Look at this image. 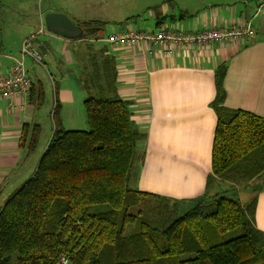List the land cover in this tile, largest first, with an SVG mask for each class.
I'll list each match as a JSON object with an SVG mask.
<instances>
[{"label":"trees","instance_id":"obj_1","mask_svg":"<svg viewBox=\"0 0 264 264\" xmlns=\"http://www.w3.org/2000/svg\"><path fill=\"white\" fill-rule=\"evenodd\" d=\"M93 66L98 83L84 101L89 129L60 128L56 107L55 131L33 175L0 201V264L15 257L17 264H59L62 257L71 264H264L256 199H240L248 187L264 189V118L224 106L225 67L216 71L218 124L206 191L177 200L132 185L144 135L114 91L111 61ZM42 98L38 83L29 102ZM40 129L24 125L20 148L35 151ZM102 205L110 209L91 211ZM238 229L239 237L222 239ZM187 254L195 258L181 259Z\"/></svg>","mask_w":264,"mask_h":264},{"label":"crops","instance_id":"obj_2","mask_svg":"<svg viewBox=\"0 0 264 264\" xmlns=\"http://www.w3.org/2000/svg\"><path fill=\"white\" fill-rule=\"evenodd\" d=\"M103 1L107 2L102 0L96 4V0H85L84 7L47 11L63 13L83 28H104L101 36L78 40H68L52 33L38 35L34 42L44 56V65L29 61V72L35 85L42 84L39 78H43L47 61L57 60L56 54L63 59L66 57L67 63L75 69L79 65L81 71L90 74L95 73L93 62L111 61L110 71L116 79L114 91L129 104L131 119L144 135L138 146L140 161L131 179L132 185L139 191L177 200L198 198L205 193L212 173L213 144L218 124L214 104L218 95L216 71L219 67H225L224 106L264 118V9L258 11L261 0H245L240 4L237 3L239 0H200L201 5L197 8L179 7L183 13L193 11L190 16L182 15L181 18L173 13L170 15L165 4L148 14L150 20H155L153 26H139L140 20L126 18L119 29L107 28L116 22L111 16L118 9L117 5L108 15L110 18H106L107 14L102 13L113 4L101 5ZM207 4L209 7L205 8ZM44 18L41 16L38 26L44 24ZM236 24H250L256 30L255 37L232 45L175 50L172 55L159 53V48L150 54L149 49L152 48H115L106 42L109 34L129 28L157 31L166 25L167 28L178 26L189 32H201ZM20 50L21 47L14 52L2 50L4 65L11 64L8 55H17ZM59 96L61 104L57 101L56 106L58 124L65 128H84L87 123L84 109L87 93L69 84ZM29 98L0 101V191L7 189L16 179L14 169L17 157L22 156L19 141L24 125L38 124L36 109L40 105L35 107ZM24 103L26 106L22 110L20 106ZM49 115L52 114L47 110L45 117L49 119ZM28 155L27 152L23 156ZM34 171L31 169L21 185ZM252 198L256 199L254 224L264 234V189L253 191L248 187L241 190L243 203Z\"/></svg>","mask_w":264,"mask_h":264},{"label":"rangeland","instance_id":"obj_3","mask_svg":"<svg viewBox=\"0 0 264 264\" xmlns=\"http://www.w3.org/2000/svg\"><path fill=\"white\" fill-rule=\"evenodd\" d=\"M100 1L102 0H96V4H98ZM244 1L245 0H239V2L237 3L240 4ZM107 2H109V4H113V7L106 9V11L102 13V15L107 14V16H105L106 18H110V16L108 15H110V13L115 10V5H117L118 8L116 9V12L111 16L113 17V19H116V22H113L114 24H109V27L107 25V28L118 29L124 25L126 21L124 19L126 18L130 20H132L133 18L140 20L138 23L139 26H146L147 24H151L153 26L155 20L151 19V21L148 18V14L150 13V11L152 12L153 10L160 9V7L165 4L170 9V15L171 13H173L177 18H181L182 15H186L188 17L191 15V12H193L189 9L191 12L183 13L180 9L181 6L188 5L191 8H197L201 5L200 0H107ZM107 2L103 1L101 5ZM84 5L85 0H0V46L4 51H18L24 40L28 39V37L30 38V36L33 34H38V31L40 29V26H38V21L40 20L41 16L45 17L48 14L47 11L66 9L70 7L78 8V6L84 7ZM207 7H209V4L205 6V8ZM103 8L105 9L107 7H102V9ZM96 12L98 13V10H96ZM144 17H147L148 19L142 21L141 18ZM167 25L169 26L170 24ZM175 27L177 28L178 26ZM106 32L107 29L104 31V33ZM46 33L51 34L48 31ZM93 35H95V33L89 34V36ZM56 57L57 60H55V62H59L55 63L47 61V67L45 71L42 72L43 78H39L43 86V98L42 103L36 109L38 116L37 125H39L41 128L38 137V145L36 147V150L33 152L29 151L28 145L25 149L20 150L22 152V156L17 157V162L14 169V176H16V179H14V182H12L11 185L7 187V189L0 191V201L3 203L13 192L22 187L21 183L25 181L24 179L26 175L31 171V169H36L39 158L55 131L52 115L55 107L57 106V101H59V103L61 104L59 96L60 93L64 90L65 87L69 86V84H72L79 91L85 92L88 95L90 93V90H95V87L98 83L97 81H91V74L89 72H85L84 70L81 71L79 65L78 69H75L73 66H70V63H67L66 57L63 59V57L59 54H56ZM93 84L94 86H92ZM34 105L36 107L38 104ZM47 110H49V113L52 114L49 115V119L45 117ZM19 126L22 125L19 124ZM34 126L36 125H32L33 129ZM59 127L66 131L78 129H84V131H87L89 129L87 123L84 128H65L61 127L60 125ZM27 152L30 155L24 157L23 155ZM109 209L110 208L108 206L102 205L93 207L91 211L100 212ZM242 233L243 232L241 229L230 231L226 233L222 239L224 241H229L235 239L236 237H239L240 235H242ZM193 258H195L194 254H187L184 255L181 259L184 260ZM12 264H17V257L13 259Z\"/></svg>","mask_w":264,"mask_h":264},{"label":"built area","instance_id":"obj_4","mask_svg":"<svg viewBox=\"0 0 264 264\" xmlns=\"http://www.w3.org/2000/svg\"><path fill=\"white\" fill-rule=\"evenodd\" d=\"M264 9V0L258 8L260 12ZM164 25L159 30L141 31L137 29H126L109 34L106 42L115 48L149 49L150 54L155 48H159V53L172 55L175 50L189 47H200L202 49L213 45L237 44L244 39H252L256 35V30L250 24H236L232 27L211 28L201 32H189L180 28H167ZM47 32L42 23L38 34L23 41L18 55L7 56L11 60L9 66L4 65L0 53V101L27 99L35 85L33 76L29 72V61L43 65L44 56L37 49L34 38ZM26 104H22L20 109L24 110ZM18 106L14 107L17 108ZM59 264H71L68 257L60 258Z\"/></svg>","mask_w":264,"mask_h":264},{"label":"water","instance_id":"obj_5","mask_svg":"<svg viewBox=\"0 0 264 264\" xmlns=\"http://www.w3.org/2000/svg\"><path fill=\"white\" fill-rule=\"evenodd\" d=\"M44 25L48 32L68 40H78L87 34H94L102 28H83L76 25L63 13H48L44 18Z\"/></svg>","mask_w":264,"mask_h":264}]
</instances>
